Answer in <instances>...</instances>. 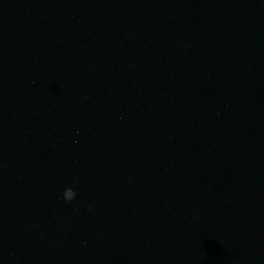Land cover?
Wrapping results in <instances>:
<instances>
[{
  "label": "water",
  "instance_id": "water-1",
  "mask_svg": "<svg viewBox=\"0 0 264 264\" xmlns=\"http://www.w3.org/2000/svg\"><path fill=\"white\" fill-rule=\"evenodd\" d=\"M0 264H264V0H0Z\"/></svg>",
  "mask_w": 264,
  "mask_h": 264
}]
</instances>
